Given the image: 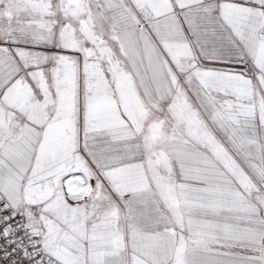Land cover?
<instances>
[{
	"label": "snow or ice",
	"instance_id": "snow-or-ice-1",
	"mask_svg": "<svg viewBox=\"0 0 264 264\" xmlns=\"http://www.w3.org/2000/svg\"><path fill=\"white\" fill-rule=\"evenodd\" d=\"M0 264H264V0H0Z\"/></svg>",
	"mask_w": 264,
	"mask_h": 264
}]
</instances>
